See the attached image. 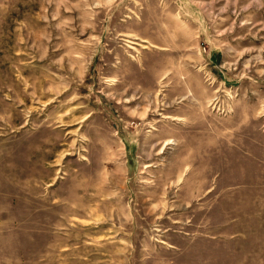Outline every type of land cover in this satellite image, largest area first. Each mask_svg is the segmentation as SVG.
<instances>
[{"label":"rangeland","instance_id":"rangeland-1","mask_svg":"<svg viewBox=\"0 0 264 264\" xmlns=\"http://www.w3.org/2000/svg\"><path fill=\"white\" fill-rule=\"evenodd\" d=\"M0 264H264V0H0Z\"/></svg>","mask_w":264,"mask_h":264}]
</instances>
